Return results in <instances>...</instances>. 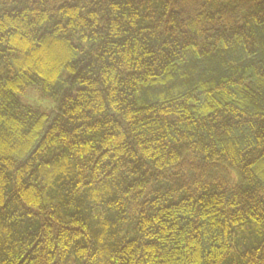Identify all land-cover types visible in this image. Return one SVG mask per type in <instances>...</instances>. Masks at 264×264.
I'll list each match as a JSON object with an SVG mask.
<instances>
[{
    "label": "trees",
    "instance_id": "16d2710c",
    "mask_svg": "<svg viewBox=\"0 0 264 264\" xmlns=\"http://www.w3.org/2000/svg\"><path fill=\"white\" fill-rule=\"evenodd\" d=\"M0 264H264V0H0Z\"/></svg>",
    "mask_w": 264,
    "mask_h": 264
},
{
    "label": "rangeland",
    "instance_id": "374dc122",
    "mask_svg": "<svg viewBox=\"0 0 264 264\" xmlns=\"http://www.w3.org/2000/svg\"><path fill=\"white\" fill-rule=\"evenodd\" d=\"M23 98L27 101L35 102L40 106H48V101L42 97L37 90L32 88L27 89V92L24 93Z\"/></svg>",
    "mask_w": 264,
    "mask_h": 264
}]
</instances>
